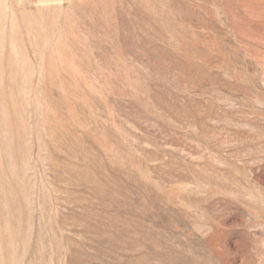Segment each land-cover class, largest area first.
I'll list each match as a JSON object with an SVG mask.
<instances>
[{
	"label": "rangeland",
	"instance_id": "rangeland-1",
	"mask_svg": "<svg viewBox=\"0 0 264 264\" xmlns=\"http://www.w3.org/2000/svg\"><path fill=\"white\" fill-rule=\"evenodd\" d=\"M0 264H264V0H0Z\"/></svg>",
	"mask_w": 264,
	"mask_h": 264
}]
</instances>
